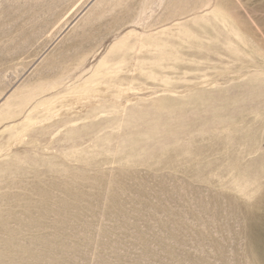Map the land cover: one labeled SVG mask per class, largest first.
Wrapping results in <instances>:
<instances>
[{
  "label": "rangeland",
  "instance_id": "1",
  "mask_svg": "<svg viewBox=\"0 0 264 264\" xmlns=\"http://www.w3.org/2000/svg\"><path fill=\"white\" fill-rule=\"evenodd\" d=\"M263 221L264 0H0V264H264Z\"/></svg>",
  "mask_w": 264,
  "mask_h": 264
},
{
  "label": "bare ground",
  "instance_id": "2",
  "mask_svg": "<svg viewBox=\"0 0 264 264\" xmlns=\"http://www.w3.org/2000/svg\"><path fill=\"white\" fill-rule=\"evenodd\" d=\"M253 228H254V232L252 234V241L255 245V249L257 253L263 255V258H261V260H263L264 262V221L257 223L256 225H254Z\"/></svg>",
  "mask_w": 264,
  "mask_h": 264
}]
</instances>
